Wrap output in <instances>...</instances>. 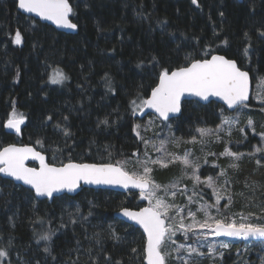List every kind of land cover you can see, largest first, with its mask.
<instances>
[{
    "label": "trees",
    "instance_id": "trees-1",
    "mask_svg": "<svg viewBox=\"0 0 264 264\" xmlns=\"http://www.w3.org/2000/svg\"><path fill=\"white\" fill-rule=\"evenodd\" d=\"M70 3L74 8L70 18L78 25L75 33L58 31L21 13L17 0H0V148L14 142L31 144L56 165L69 159L93 163L128 160L133 153L142 155L145 149L132 131L134 125H141L142 134L152 138L143 130L149 117L160 125L157 130L171 124L172 135L186 141L198 133L197 129L215 128L234 112L215 101L202 104L187 100L182 112L170 121L162 122L154 115H133L130 101L139 103L146 98L163 68L175 69L191 58L205 59L220 53L247 70L253 84L264 77V37L260 35L264 32V0H198L199 7L191 0ZM17 31L22 36L19 45L13 43ZM57 71L67 76L62 84L50 82L49 77ZM259 106L250 99L248 107H241L244 113L238 124L244 131L235 129L229 142L214 144L212 153L218 164H201L197 173L201 180L215 178L223 185L222 192L227 190L220 212L214 211L213 216L239 221L241 214L247 217L252 213L248 217L252 222L264 223V164L257 165L258 154L248 155L259 142L257 134L264 133V112ZM13 110L25 117L19 138L4 127ZM104 118L109 125L97 127ZM248 120L253 122L254 134L245 126ZM65 128L71 136H64ZM223 145L244 154L237 161V169L220 167L226 160L220 155ZM222 169L227 175L218 177ZM176 174V165L155 167L153 178L166 184ZM225 180L230 184H224ZM228 194L232 202L225 209ZM200 196L201 203H215L212 190L202 184L198 199ZM57 197L34 198L30 189L0 173V247L8 248L9 241L12 245L8 248L10 258L3 264H21V258L27 264H91L93 257L103 264L105 254L113 262L145 264L143 233L114 217L122 207L141 205L136 192L82 187L76 195ZM70 214L76 223H70ZM109 225L119 234V241L110 238ZM49 230L53 232L51 240L37 242V237ZM46 245L50 254L43 251ZM256 256L251 253L242 262L239 255L230 252L213 261L201 258L197 264H260Z\"/></svg>",
    "mask_w": 264,
    "mask_h": 264
},
{
    "label": "snow or ice",
    "instance_id": "snow-or-ice-1",
    "mask_svg": "<svg viewBox=\"0 0 264 264\" xmlns=\"http://www.w3.org/2000/svg\"><path fill=\"white\" fill-rule=\"evenodd\" d=\"M193 5L199 7L198 0H191ZM18 9L25 13H34L43 20L51 21L57 27L65 29H77L78 25L73 23L70 17L74 14V8L70 0H18ZM223 15V13H221ZM166 23V21L162 22ZM247 36V33H245ZM260 35L264 37V32ZM22 42V36L19 31L15 33L13 43L19 45ZM227 44V41L223 42ZM244 55H248V48L244 49ZM155 60V57H153ZM140 67V64H137ZM53 84H62L67 76L62 71H57L54 76L49 77ZM250 76L249 72L242 70L237 62L226 58L224 55H211L210 59H195L191 58L188 63L179 66L175 69L163 68L158 74V82L151 88V93L146 98L136 99L130 101L132 105V113L136 115L138 111L142 112L144 109H151L156 114V118L160 121H170L176 114L182 112V98L194 97L198 98L196 102L206 101L212 102L211 97H216L227 105L228 109L235 110L238 107H248L250 99ZM109 90H111L110 81H108ZM139 98V94H138ZM255 99L259 100L261 105H264V77H261L257 83V91L254 94ZM223 109L221 113L223 116ZM264 111V107L261 108ZM51 120L52 117H47ZM67 120V117H64ZM25 117L23 114H17L15 110L9 114V118L4 123L6 129H13L17 133L20 132V126L24 123ZM150 124L155 121H150ZM235 121L229 117L222 118V125L228 127V134H231V129ZM253 122L248 121V125L252 126ZM101 125L108 126L109 120L104 118L100 120L97 127ZM169 129L171 124L166 125ZM57 128L60 127L58 124ZM147 127L144 131H147ZM218 130L220 127L218 126ZM132 131L137 138L145 145L144 159L141 160L137 153V167L139 171H129L127 169L128 160L118 161L113 163H78L69 159L67 163H62L59 167L46 163L45 157L40 152L35 151L32 147L24 146L17 147L15 144H9L0 149V173L7 177H11L16 181H22L23 184L30 186V191L34 192V198L47 197L49 199L58 198L54 194L58 193H72L75 192L81 185L85 184H107L119 185L125 189L135 188L139 190V199L147 200L148 206L142 207L139 211H132L127 207L121 209L123 217L134 221L143 228L146 234V244L144 248V259L146 264H168L169 259H174L177 264H192L193 257H202L205 253L201 252V248H207V256L211 259L223 258L224 252L221 249H229L231 245L225 241L211 242L210 237H228L235 240L256 241L264 247V223L252 222L248 216L241 214L239 221L229 217L213 216L210 209L215 208L220 212V201L225 198V193L217 187V180L208 177L206 180H201L197 174L201 168V164L195 162L192 158L193 153L191 149H185L181 156L177 153L168 150L169 144L179 146L180 141L174 137H165L157 144L151 138H146L141 132V125L133 126ZM201 138L213 134L210 129L196 130ZM241 132L244 129H240ZM254 131V128H253ZM63 134L66 137L72 135L66 128L63 129ZM157 135H159L157 133ZM261 137V146H253L254 151L248 153L249 156H256L261 154L260 158L256 159L257 165L264 163V133L259 134ZM217 139H220L217 136ZM196 136L184 143H197ZM37 143L43 146L42 141L37 140ZM237 143H243L238 141ZM151 146L152 150L158 155L155 159L149 155L147 151ZM207 155L215 156V153H207ZM221 156L230 157L233 161L242 158L243 153L233 152L228 147L220 153ZM29 158L39 160L40 167L32 168L25 165V161ZM198 159V158H197ZM179 163L181 167V177L175 179L168 185H160L153 178V167L149 165H158L161 168H166L171 164ZM204 163L208 161L205 158ZM219 167V165H213ZM229 167L237 169L239 166L232 163ZM188 169H191L189 175ZM227 175L226 169H222L218 177H225ZM184 178L191 179L193 182L192 189L181 186ZM218 179V178H217ZM203 184L206 188L212 189L215 196V203L208 204L201 203L202 196L199 199V186ZM224 184H230V181L225 180ZM191 191V195L187 196L186 205H176L169 202L175 199L178 192L187 193ZM162 193V194H161ZM229 201L224 205L227 209L232 197L227 195ZM192 205H196V210H192ZM76 212L79 213L77 207ZM198 213L203 214V218L198 217ZM91 215V213H89ZM70 223H76L75 219H71ZM188 221V222H186ZM65 225L62 223L61 227ZM110 228V238L114 241H119V234ZM180 233L184 237L185 243H177L174 237ZM53 232L51 230L43 232L37 237L39 241L51 240ZM99 233H97V244L99 245ZM191 240V243H186ZM173 245L171 251H166V247ZM11 241H9L8 248H10ZM8 248L0 247V264L8 261L10 253ZM45 253L50 254V249L46 245L43 249ZM91 253V249H88ZM133 252L137 250L132 249ZM55 259V257H53ZM21 264H27L21 258ZM73 264H76L73 261ZM91 264H101L98 257H93ZM103 264H121L120 260L112 261V258L105 254ZM264 264V258H262Z\"/></svg>",
    "mask_w": 264,
    "mask_h": 264
},
{
    "label": "rangeland",
    "instance_id": "rangeland-1",
    "mask_svg": "<svg viewBox=\"0 0 264 264\" xmlns=\"http://www.w3.org/2000/svg\"><path fill=\"white\" fill-rule=\"evenodd\" d=\"M259 79L256 80L255 84H253V86H252L251 99H253L255 104H257L258 106L260 105L259 107L262 108V107H264V105H261L259 100L253 98L254 94L257 91V83H258ZM261 108H260V110H261ZM243 113H244L243 108L240 107L236 111L234 110L232 115L228 116L229 118H231V119H233L235 121V124L232 127V129H231V134L230 135L228 134V127L225 126V125H222V122H221L218 126L222 130H218V126L215 127V128H212L210 130H212L213 134H211V135H209L207 137H204V138H201L199 133H197L195 136H196L198 142L194 143V144H192V143H184L183 140H180V139L177 138L180 141L179 146H176L175 144H169L168 145V150L170 152H174V153H177V154L182 156L184 154V150L185 149H191V151L193 153V157L192 158L195 160V162H197L199 164H204V160L206 158L208 162L213 163V164H218L217 163L218 162L217 159H215V157L213 158V156H212V158L209 157V155H207V153H212L213 152L212 151V146L214 144L218 145L221 142H222V144H223V142H229L230 140L228 138H232L233 134L235 133V132H233L235 129L240 130L239 129L240 124H238V123L240 122L241 115ZM150 121H153V119L151 117H149L145 121V123H143V130H144L145 127H147V129H148L147 135L152 136L151 139L153 141H155L157 144L159 143L160 140L164 139L165 137H174L172 135V133H171V130L166 126V125H168L167 123H166V125L161 127L160 130L158 129L159 130L158 131L157 128L160 125H158L157 123H154V125L150 124L149 123ZM248 121H246L245 126L250 128V130H251L250 134L251 133L254 134L255 133L253 131L254 126H253V124H252V126H249L248 125ZM245 126H244V128H245ZM242 128L243 127L241 126V129ZM254 130H255V128H254ZM157 133L159 135H157ZM259 134L260 133L257 134V137L259 138V142H257L255 144L256 147H260L261 146V137H260ZM217 136H219L220 139H217ZM188 140H190V139H188ZM188 140H186V141H188ZM223 147L225 148L226 146L223 145ZM253 150H254V148H253ZM147 151L149 152V155L152 157V159H155L157 157V155H158L156 152H154L152 150L151 146L148 147ZM144 152H145V149H144ZM144 152H143V154H144ZM143 154L142 155L137 154L139 159H141V160L144 159V155ZM258 155L260 157L261 154L258 153ZM137 156H134V157H131L130 159H128L129 163L127 164V169L130 172L134 171V170L135 171L142 170V169H139L137 167ZM222 157H224L226 160H225L224 163H222L223 166H220V167H225V166L229 167L230 164H232V163H236L237 164V161H239V160L233 161L232 158H230V157H225V156H222ZM123 161H125V160H123ZM171 165H174V166L176 165V167H177V174H176V178L175 179L181 177V167L182 166L179 163L171 164ZM149 166L153 167V169L155 167H160L158 165H149ZM153 173H154V171H153ZM153 173H152V175H153ZM188 173H189V175L191 174V169H188ZM175 179L169 181L166 184L165 183L162 184V183H159V182H157V183L160 184V185H168L169 183L173 182ZM213 179H215V178H213ZM185 185L188 187V189H192V187H193L192 180L184 178L182 180V182H181V186L183 187ZM217 187H220V185L218 183H217ZM210 190H212V189H210ZM221 191H222V189H221ZM191 194H192L191 191H188L187 193L178 192L177 195L175 196L174 200H171V198H169V202L175 203L176 205H186L187 204V196H189ZM195 199H198V197H195ZM191 207H192L193 211L196 210V205H192ZM214 211H216L215 208L210 209L211 214H213ZM198 217L202 219L203 218V214L202 213H198ZM186 222H188V221H186ZM173 239H175L177 241V243H185L184 237L180 233H177V236L174 237ZM210 241L211 242H217V243H218V241H225V242L229 243L231 245V247L229 249H221V251L224 252V255L228 254L230 252H233V253H235V255H239L240 256V259H241L242 262H245L246 259H247L246 258L247 255L253 253V254L257 255L256 257H257L258 261L260 262V264H262V258H264V247H262L259 243L254 245V244H252V242L247 241V242H243V243L240 244L239 241H231V240L223 239V238H219V237H210ZM191 242L192 241L189 240L186 243H191ZM172 247H174V246L173 245H169V246L166 247L165 250L170 252ZM256 247H257L258 251H255ZM200 251L205 253V255L202 256V257H193L192 258V264H197L201 260V258H205V257L208 260H212V261L220 259V258H216V259L209 258L206 255L207 254V248L206 247L205 248H201ZM168 264H177V261L170 258L169 261H168Z\"/></svg>",
    "mask_w": 264,
    "mask_h": 264
},
{
    "label": "water",
    "instance_id": "water-1",
    "mask_svg": "<svg viewBox=\"0 0 264 264\" xmlns=\"http://www.w3.org/2000/svg\"><path fill=\"white\" fill-rule=\"evenodd\" d=\"M17 4H18V0H17ZM17 9H18V7H17ZM18 11H20L21 13H23V14H25V15L32 16V17L38 19V20L41 21V22H45V23H47V24L53 26V27H54L55 29H57L58 31H62V32H65V33H75V32H76V29L73 30V29H65V28H62V27H57V26H56L55 24H53L51 21L43 20V19H41L40 17L36 16L34 13H25V12H23V10H20V9H18ZM70 19H71V18H70ZM71 21H72V20H71ZM72 22H73V21H72ZM73 23H74V22H73ZM212 55H223V54H220V53H214V54H212ZM224 56H225V55H224ZM225 57H226V56H225ZM210 58H211V55H210L207 59H210ZM226 58H228V57H226ZM228 59H230V58H228ZM232 60H233V59H232ZM241 69H242V68H241ZM242 70H244V69H242ZM245 71H247V70H245ZM249 76H250V86H249V91H250V99H251L253 83H252V78H251L250 73H249ZM157 82H158V79H157ZM157 82H156V83H157ZM150 93H151V90H150V92H149L148 95H150ZM250 99H249V100H250ZM187 100H196V101H197L198 98H194V97H184V98H182V104H183L184 101H187ZM210 100H211V101H215V102H217V103L223 105V107H224L227 111H234L233 109H228V108H227V105H225L223 101L219 100V99L216 98V97H211ZM199 102L202 103V104H206V103H208V102H206V101H199ZM248 102H249V101H248ZM147 115H154V116L156 117V114H155L154 111L151 110V109H147V108H146V109H144L142 112H140V111L137 112V116L140 117V118L145 117V116H147ZM177 115H179V114H176V116H177ZM176 116H175V117H176ZM23 126H24V123L21 124V126H20V129H21V130H20L19 133H17V132H16L15 130H13V129H6V131H7L8 133L12 134L14 137L19 138V137H21V134H22L21 131H22ZM10 144H15L17 147H24V146L32 147L35 151L40 152L41 155H43V156L45 157V162H46V163H49L48 160H47L46 155H45L43 152H41L40 150H38L36 147H34L33 145H31V144H19V143H15V142H14V143H10ZM8 145H9V144H7V145H5V146H3V147H6V146H8ZM3 147H1L0 149H2ZM74 162H77V161H74ZM30 163H34V164H36V166H32V165H30ZM65 163H67V162H65ZM78 163H81V162H78ZM82 163H93V162H82ZM49 164H52V163H49ZM113 164H115V163H113ZM25 165H26L27 167H32V168H37V169H38V168L40 167V162H39V160H34V159H32V158H29V159H27V160L25 161ZM52 165H55V166H57V167L60 166V165H56V164H52ZM1 175H2L3 177H5V178L11 180V181H12L13 183H15L16 185H20V186H23V187H26V188L30 189V186L23 184L22 181H16V180H14L13 178H11V177H7V176H5V175L2 174V173H1ZM82 187H87V188H92V189H109V190H113V191H117V192L134 191V192H136V193L138 194V198H139V195H140L138 189L131 188V187L128 188V189H125V188H123V187H121V186H119V185H107V184H85V183L81 182L80 187H79L75 192H72V193H67V192H64V193H58V194H54V196L57 197V196L64 195V194L73 196V195H76V194L82 189ZM33 194H34V192H33ZM37 199H49V198H47V197H41V198H37ZM139 201H140V204H141V205H140L138 208H131V207H127V208L130 209V210H132V211H139L140 208H142V207H147V206H148V201H147V200H141V199H139ZM122 208H124V207H122ZM122 208H120V209H118L117 211L114 212V217L117 218V219H119V220H121V221H123V222H125V223L131 224V225H133L134 227L139 228L140 231L143 233V235H144V237H145V244H146V234L144 233L143 228L140 227L138 224H136L134 221L128 220V218L123 217L122 214H121V209H122ZM219 238L228 239V240H231V241L247 242V241H243V240H235V239H233V238H228V237H223V236H221V237H219ZM250 242H256V241H250ZM144 263L146 264L145 259H144Z\"/></svg>",
    "mask_w": 264,
    "mask_h": 264
},
{
    "label": "flooded vegetation",
    "instance_id": "flooded-vegetation-1",
    "mask_svg": "<svg viewBox=\"0 0 264 264\" xmlns=\"http://www.w3.org/2000/svg\"><path fill=\"white\" fill-rule=\"evenodd\" d=\"M48 160V159H47ZM30 165H32V166H36V164H34V163H30Z\"/></svg>",
    "mask_w": 264,
    "mask_h": 264
}]
</instances>
